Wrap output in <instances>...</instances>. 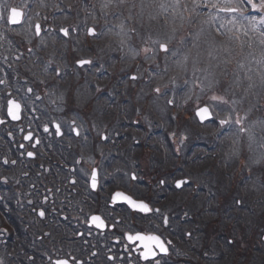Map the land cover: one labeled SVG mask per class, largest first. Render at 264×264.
Masks as SVG:
<instances>
[{
  "label": "flooded vegetation",
  "instance_id": "1",
  "mask_svg": "<svg viewBox=\"0 0 264 264\" xmlns=\"http://www.w3.org/2000/svg\"><path fill=\"white\" fill-rule=\"evenodd\" d=\"M136 2L127 0L121 11L130 14ZM15 9L21 22L9 24ZM94 15L95 0H0V261L264 264V136L252 144L235 136V123L220 126V119L239 117L236 106L225 115L221 106H208L212 119L199 122L202 105L175 98L174 74L150 71L152 63L171 60L146 59L136 34L127 39L118 34L121 24H94ZM133 24L126 21L124 32ZM81 59L92 63L78 66ZM9 99L20 103L19 119L7 115ZM185 179L177 189L176 180ZM115 192L151 211L113 204ZM136 233L159 236L167 254L155 249L154 259H142L145 242L127 238Z\"/></svg>",
  "mask_w": 264,
  "mask_h": 264
},
{
  "label": "rangeland",
  "instance_id": "2",
  "mask_svg": "<svg viewBox=\"0 0 264 264\" xmlns=\"http://www.w3.org/2000/svg\"><path fill=\"white\" fill-rule=\"evenodd\" d=\"M192 1L195 2L194 7H196V10H192L190 12L191 20L189 19L187 22H178L177 25H172L171 32L174 39L170 36H166L167 40H169L170 42L173 41V49H177L180 53L178 56L174 57V60H172L173 63H170L169 65V69H172V72L174 74V87L180 88L179 84L181 83V78L183 77V75L188 71L189 68L196 67L192 69L191 72H189L195 74L196 80L198 81V88L195 90V92L197 93V96L194 98L195 105L203 104L206 99H209L214 106H219L218 102H213L211 100V96L215 95L214 93H212V91H215L218 95H225L230 100V93L233 92V94L241 96L240 101L238 99L239 103L236 104V106L238 107L239 105H242V108H240V110L242 111L243 116L240 117H246L248 113L254 111V106L258 110H264V106L258 105L255 96L256 89H259V91L263 90V86H260L263 85L260 80H264V23H260V20L264 18V10H254L253 6L248 2V0ZM260 2L261 0H254V3H256L257 5H259ZM218 8H235L238 9V13L232 15L224 14L223 17L220 18V24L217 22V24L213 25L212 28H214V30H212V28L208 25L203 26L200 33L202 34V37L207 40L206 42H203L202 39L197 36V34H192L193 37L189 41H186L184 39L183 30L185 28H190V30H192V28L195 26V21H193L194 18L199 17L198 15L205 18L218 15V13L216 12ZM199 9H201L202 12H200ZM192 13L194 14V17H192ZM130 17V15H127L128 19H130ZM245 17L248 18L245 19ZM136 19L138 20L137 16ZM173 21H176V17L173 18ZM212 33L218 40L220 39L219 41L222 42L223 46L228 48L230 52H234L235 54H237V50L233 47L238 45L239 48L248 55L257 53L263 54L262 58L254 59V61L257 63L256 67L258 69V72L254 70V74V71L252 73L251 71H249V73H246L244 76L240 77V84L235 85L233 89L225 90V81H221L220 78L224 75V70L227 62L232 60L229 59L228 51L224 50L223 47L220 54V50L217 44L218 40L212 35ZM230 34H236L235 38H233L232 36L230 38ZM207 42L209 43V46L212 45L211 49L214 52V55L210 54L207 51ZM247 42H251L253 44L250 45ZM147 46H151V44L149 42H144L143 47L145 48ZM184 57H187L186 62L184 61ZM205 62H213L215 64V70L210 71L215 76V78L220 81L222 87H208V82L204 80V76L201 75ZM222 65H224V67H222ZM201 84H203V90L199 86ZM210 91L211 93L209 94ZM181 96H183L182 93ZM258 99L259 101L262 100L260 96L258 97ZM230 105L231 104H222L223 108H229ZM246 105L253 106V109ZM190 106L193 107V105ZM254 120L255 122L250 126V131L245 132L241 137L239 136L242 135V133L239 134L238 128V137L243 141H248L252 144L254 141L249 140V134L253 136L254 126L259 128L260 133L264 131V124L261 123L262 121H264L262 115H259L256 119L254 118ZM246 123L247 117L243 120L242 126L244 127ZM253 157L255 159H258L259 157L256 150L253 151ZM258 162L259 161H256V163ZM258 169H263V167L256 168V170ZM210 181H213V179Z\"/></svg>",
  "mask_w": 264,
  "mask_h": 264
},
{
  "label": "snow or ice",
  "instance_id": "3",
  "mask_svg": "<svg viewBox=\"0 0 264 264\" xmlns=\"http://www.w3.org/2000/svg\"><path fill=\"white\" fill-rule=\"evenodd\" d=\"M112 0H107V2L105 3V7L108 6L109 3H111ZM248 2L253 6V9L254 10H264V0H261V2L259 3V5H257L256 3H254V0H248ZM22 15L23 13L18 11L17 9H15V14L14 15H11V16H7V23L9 24H17V23H20L21 22V18H22ZM248 17H245V19H247ZM260 23H264V18H262L260 20ZM120 28V31L118 32V34H121L123 33L124 35H129V33H125L124 32V23L122 22V24L119 26ZM41 32V26L39 24L36 25V31H35V34L38 36ZM61 32H63V34L65 36L69 35V30L67 29H61ZM131 33H135L136 32V29L135 28H132L130 30ZM88 33L89 35H95V28L93 27H90L88 28ZM220 34H223V33H220ZM126 44V41L121 39V42H120V46L121 48H123ZM151 45L152 46H147L144 48V52L146 54L145 58L148 59V58H154L156 57L157 55V46H158V49L160 52H163L165 55H168L170 54L172 57H176L178 56L180 53L177 49H171L169 47V43L167 42H161L160 40H152L151 42ZM129 51L133 52V54H136L138 55V51L136 49H133V48H129ZM187 60V57H184V61L186 62ZM92 61L91 60H87V59H81V60H78L77 61V64L78 66H83V65H86V64H91ZM241 67H243V65L241 64L240 65ZM48 70V66L46 65L45 66V71ZM56 74L57 76L60 75V72H59V69H56ZM136 77H132V79H135ZM204 80H206L208 82V87L209 88H212L213 86H221L222 85L220 84V81H218L212 73H207L204 77H203ZM5 83L4 80H0V84H3ZM173 84H175V81H173ZM188 84V81H185V85ZM201 87V89L203 90V84L199 85ZM28 92H32L33 89L32 88H28L27 89ZM154 91L157 93V94H160L161 93V90L159 87H157L156 89H154ZM166 94V93H165ZM37 99H39V97H37ZM211 100L213 102H218V103H222V104H236L237 101L236 100H230L228 99L225 95H212L211 96ZM167 103L169 105H172L174 103V100H168ZM21 109V105L19 102L15 101V100H12V99H9L7 101V115L10 116L13 120H16V119H19V111ZM196 115L201 119V121L205 120V119H212V112L210 110V108L205 105L203 107H199L197 109V112H196ZM246 117H238L237 119H235V121H233L231 119V115H229L228 117L224 118V119H220L219 120V124L221 127L225 126V125H231L232 123H235V125L239 126V131L241 133H245L247 132L248 130L245 129L242 124H243V120L245 119ZM0 123H3L2 120H0ZM262 124H264V121L261 122ZM73 124H75V121H73ZM55 129H56V135L59 136L61 135V126L59 124H56L55 125ZM45 132L48 131V128L47 126H45ZM72 131L75 133L76 136H79L80 135V131L77 127H73L72 128ZM29 137L26 136L25 139H28ZM102 139H107V136H102L101 137ZM249 140L252 141L254 140V137L249 134ZM37 143H39V141H37ZM21 147H23V145H21ZM260 147L264 148V144H261ZM27 155L29 157H32L34 155L33 152H28ZM5 164L8 163V160L5 159L3 161ZM12 164H15L16 161L13 160L11 162ZM76 163H80L79 160L76 161ZM132 180H136L137 179V176L135 173H133L132 175ZM76 181L73 180L72 183L74 184ZM160 183L163 185L165 183L164 180H161ZM189 181L188 180H176L175 182V187L177 189H181L184 185L188 184ZM97 186V170L95 168L92 169L91 171V187L93 189H95ZM45 199H47V197H45ZM118 201H123V202H126L133 210H136V211H139V212H142V213H147V212H150L151 209L149 208L148 204L142 202V201H135L133 200L131 197L129 196H126L124 193L122 192H115L113 195H112V202L113 204H116ZM31 203V201L29 202ZM237 204L241 203V201H236ZM157 212L159 211L158 209L156 210ZM38 215L43 218L45 216V210L44 209H40L39 212H38ZM165 224L168 223V218L165 217ZM91 222L95 224V226L97 228H100L103 226V221L101 220V218L99 216H92L91 217ZM128 240L129 241H132V240H137V241H141V242H145L143 243V247H144V251H142L140 253V256L142 259L144 260H149L150 258H155L157 253L155 251V249H159V252L160 253H164V254H167L168 252V249L167 247L165 246L164 242L161 240V238L157 235H142L140 233H136L134 236L133 235H128ZM170 243V242H169ZM93 256L96 255L95 252L92 253ZM109 260H113L114 257L112 256H109L108 257ZM0 264H3L2 261H0ZM54 264H68V261L65 260V259H56L54 261ZM77 264H80L79 261H77ZM155 264H160V261L159 260H156L155 261Z\"/></svg>",
  "mask_w": 264,
  "mask_h": 264
},
{
  "label": "trees",
  "instance_id": "4",
  "mask_svg": "<svg viewBox=\"0 0 264 264\" xmlns=\"http://www.w3.org/2000/svg\"><path fill=\"white\" fill-rule=\"evenodd\" d=\"M202 25H203L202 23H198V22L195 23V26L191 30V35L192 34H197V36L200 37L203 42H206L207 40L205 38H203L202 37V34L200 33V31L202 30ZM212 35L215 37V35L213 33H212ZM192 37H191V39H192ZM219 40H218L217 44H218V47H219V50H220V54H221V49L223 47L224 50H227L228 51L229 59L232 60V61H228L227 62L226 66H225V70H224V75L220 78V80L221 81H225V86H226V89L225 90L233 89V87L235 85L240 84V77L241 76H244L246 73H249V71H251V73L254 70L256 72H258V69L256 67L257 63L254 61V59H260V58H262L263 54L257 53V54H253V55H248L242 49H240L239 47L234 46L233 48L237 50V54H235L234 52H230L228 48H226L225 46H223L222 42H220ZM207 44H208L207 47H206L207 51L210 54L214 55V52L211 49V46L212 45L209 46V43L208 42H207ZM241 64L243 65V67L240 66ZM222 67H224V65H222ZM194 68H196V67L189 68L186 73L189 74V72H191V70L194 69ZM215 68L216 67H215V64L213 62H205L204 65H203V70H202L201 75L202 76H205L204 74L212 73L210 70H215ZM255 71H254V74H255ZM183 80L185 81L186 78H182L181 81H183ZM193 82H196V81L193 80V79H190L189 80V83L190 84H193ZM260 82L263 84V85H260V86H263V90L262 91H259V89H256L255 90V96H256V100H257L258 105L264 106V80L261 79ZM196 88H198V86H196ZM259 96H260V98H262L261 101H259V99H258ZM240 97L241 96H237V94H233V92H232V98H231V100L234 99V100L237 101V103H239ZM247 97H249V96H247ZM238 99H239V101H238ZM247 113H248V111H247ZM248 114H252V115L253 114L254 115L256 114V117H254L255 119L259 115H262V117L264 119V110H254V111H252V112H250Z\"/></svg>",
  "mask_w": 264,
  "mask_h": 264
}]
</instances>
